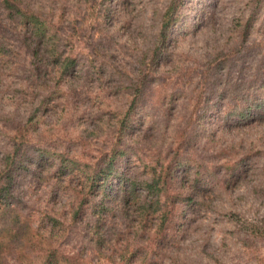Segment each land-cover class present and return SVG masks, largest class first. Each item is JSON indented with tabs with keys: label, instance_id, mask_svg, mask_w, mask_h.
Wrapping results in <instances>:
<instances>
[{
	"label": "rangeland",
	"instance_id": "obj_1",
	"mask_svg": "<svg viewBox=\"0 0 264 264\" xmlns=\"http://www.w3.org/2000/svg\"><path fill=\"white\" fill-rule=\"evenodd\" d=\"M29 1L54 18L68 10L66 17L74 21L62 25L63 38L70 31L75 34L68 48H74L84 74L76 79L75 94H65L64 88L62 97L41 116L42 144L96 161L117 143L119 113L128 110L139 94L135 124L119 143L127 148L120 159V177L127 174L142 179L150 171L145 163L154 164L155 157L169 159L176 152L214 167L219 179L227 162L242 158L251 166L240 183L223 188L215 180L202 191L206 205H201L196 222L188 221L190 209L176 210L171 231L177 233L182 264H264V240L258 241V259L227 233L239 225L233 214L242 221L264 217V121L244 125L229 119V113L238 110L234 105L264 95V0H182L176 34L167 47L155 51L160 55L153 52L161 16L177 0ZM94 1L99 19L91 23ZM107 5L112 15L105 18ZM5 35L13 56L0 64V165L10 149L7 126L11 128V122L20 119L16 115L29 108L36 93L25 83L30 55L19 30L7 29ZM99 66L105 69L103 84L93 72ZM94 120L102 136L93 137L86 131L94 128ZM19 180L21 203L29 200L27 204L33 207L47 202L49 188L36 185L31 173H23ZM106 189L110 191L106 185L99 190V197ZM32 211L41 214L40 209ZM115 221L127 231L125 219ZM180 225L184 226L181 232ZM84 226V222L73 224L62 236L68 250L89 249ZM224 237H228L227 246ZM201 248L214 249L219 259L204 258ZM11 256L7 257L9 264L27 263V258L21 262L10 260ZM92 256L95 264H120L96 262L98 256Z\"/></svg>",
	"mask_w": 264,
	"mask_h": 264
},
{
	"label": "trees",
	"instance_id": "obj_2",
	"mask_svg": "<svg viewBox=\"0 0 264 264\" xmlns=\"http://www.w3.org/2000/svg\"><path fill=\"white\" fill-rule=\"evenodd\" d=\"M95 1L89 13L91 23L99 19ZM181 4L182 0H177L166 7L153 53L167 47L175 36ZM67 11L54 18L36 10L29 0H0V64L12 60L13 56L5 32L18 29L30 55L25 83L36 91L29 108L22 115H16L20 119L12 121L11 128L7 126L10 149L5 152L0 165V264H9L7 257L11 253L10 260L24 262L27 258L26 264H95L93 254L98 256L96 262L167 264L169 260L173 264H182L177 233L171 231L176 210L190 209L188 221L196 222L201 205H206V195L202 191L211 188L215 180H220L223 188L240 183L251 166L242 158L234 163L227 162L223 178L219 179V172L214 167L176 152L169 159L155 157L154 164L145 163L150 171L142 179L127 174L120 177V159L127 148L119 143L135 124L139 94L135 95L128 110L119 113L117 143L96 161L89 162L43 145L41 116L52 102L62 97L64 88L67 89L65 94H75L76 79L84 75L74 48H68V44L74 42L75 34L70 31L66 39L63 38L62 25L65 21H74L66 17ZM111 15L112 9L107 5L103 16ZM104 70L102 66L93 70L98 76L95 80L100 84L105 81ZM232 108L238 110L229 113L231 122L248 125L256 120L264 121V95L247 98ZM92 124L93 129L86 128L88 134L102 136L98 135L101 131L95 120ZM31 149L38 152L37 155ZM23 173H31L36 185L49 188L44 205L32 207L27 204L29 200L21 203L19 178ZM188 176L192 177L186 184ZM105 185L110 191L106 189L99 197V190ZM260 190L261 185L256 186V191ZM33 208L40 209L41 214L32 211ZM236 216L233 214L239 225L227 233L259 259L258 241L264 240V217L242 221ZM116 218L128 222L127 231L119 228ZM82 222L85 223L89 249L68 250V241L61 238L70 231V226ZM182 227H177L179 232ZM227 238L223 239L226 246ZM199 252L206 259H219L214 249L201 248ZM115 255L118 258H114Z\"/></svg>",
	"mask_w": 264,
	"mask_h": 264
}]
</instances>
